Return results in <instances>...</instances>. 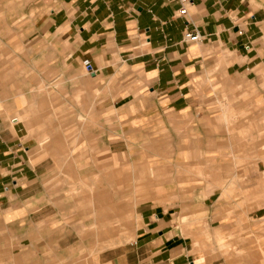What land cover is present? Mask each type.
Returning <instances> with one entry per match:
<instances>
[{"label": "crops", "instance_id": "obj_1", "mask_svg": "<svg viewBox=\"0 0 264 264\" xmlns=\"http://www.w3.org/2000/svg\"><path fill=\"white\" fill-rule=\"evenodd\" d=\"M179 9L0 0V264H264V0Z\"/></svg>", "mask_w": 264, "mask_h": 264}, {"label": "rangeland", "instance_id": "obj_2", "mask_svg": "<svg viewBox=\"0 0 264 264\" xmlns=\"http://www.w3.org/2000/svg\"><path fill=\"white\" fill-rule=\"evenodd\" d=\"M244 120V123L247 121L246 118L243 119ZM47 122H52V124H49L48 123V126H53V122H54V119L53 118H47L46 119ZM64 123L66 122V119H63ZM256 134H258L260 136L261 139H263L264 137V120L261 119L259 121H256ZM52 129V128H51ZM71 153V151L69 150V154ZM262 153V151H261ZM263 154V153H262ZM261 161H264L263 158H260ZM257 168V167H256ZM261 168L263 169L264 166L262 165ZM260 182L261 184L263 183L264 184V172H260ZM97 179V178H96ZM66 185L68 186H74V184H72V182H70L68 180V182H65ZM95 184H100V182H97ZM87 185H88V181H83L80 186H79V190H78V193H79V196H80V200L83 198L82 196L86 195V194H91V193H96L98 192V188H90L88 190L87 188ZM113 188V187H112ZM76 187H75V193L77 192L76 191ZM102 190V189H101ZM89 191V192H88ZM85 199H82V202H80V206H89L90 208L94 207V202H93V199L92 197H89V198H86L84 196ZM128 204H130L128 202ZM104 224L102 222H100V219L97 218L96 221L93 223V219H92V222L84 229H81L80 232H79V236L80 237H92V238H95V240L97 241L98 238H101V237H110V236H115L117 238H119V236L121 237V235H124L126 236L127 240L129 241L131 238H132V230L130 229H127V230H120V229H100V228H97L99 226H103ZM107 226H109V224H105ZM115 225H123V221L121 220H118L116 219L115 221L113 222H110V226H115ZM50 230H53V226L50 225ZM115 245H110V246H96V247H93V248H101V249H105V248H113ZM54 247H51V249H53ZM95 251L92 249V252ZM49 254V253H48ZM48 264H54V263H48ZM66 264V263H65ZM67 264H70L69 262H67ZM74 264H89L87 263L86 261H83V262H75Z\"/></svg>", "mask_w": 264, "mask_h": 264}, {"label": "built area", "instance_id": "obj_3", "mask_svg": "<svg viewBox=\"0 0 264 264\" xmlns=\"http://www.w3.org/2000/svg\"><path fill=\"white\" fill-rule=\"evenodd\" d=\"M179 7V15L185 17L188 15V9L193 3V0H172ZM185 40L191 43H200L202 42V37L198 32H189L185 34Z\"/></svg>", "mask_w": 264, "mask_h": 264}]
</instances>
